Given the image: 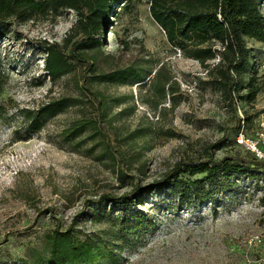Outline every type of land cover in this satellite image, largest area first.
Here are the masks:
<instances>
[{"label": "rangeland", "instance_id": "1", "mask_svg": "<svg viewBox=\"0 0 264 264\" xmlns=\"http://www.w3.org/2000/svg\"><path fill=\"white\" fill-rule=\"evenodd\" d=\"M127 2L116 6L117 11L111 12L109 23L102 27L105 39L102 34L97 36L107 52L118 49L111 25L118 38L131 41L129 53L136 55L144 44L154 60L166 63L178 88L175 98L168 94L154 106L156 99L144 82L150 81L159 66H152L145 81L107 88L108 93L131 97L112 107L119 119L113 125L124 123L129 131L147 127L144 136L130 144L132 141L124 140L125 131L116 138L113 126L107 120L100 122L106 133L104 143L117 156L114 165L110 156H99L103 149L100 136L92 138L88 130L74 139L63 135L75 119L96 117L97 109L88 97L84 106L70 107L49 118L30 135L22 117L10 108L8 119L0 121V264H22L29 249H41L45 234L55 229H70L81 239L116 230L130 244L122 250L119 264H264V167L236 176L222 174L212 185L206 182L205 189L212 194L201 202L189 198L186 191L180 196L170 186L159 188L166 177L174 175L178 164L185 168L184 163L204 162L211 155L215 161L228 157L234 163L237 157L249 156L236 138L240 130L251 136L261 127L264 70L259 72L263 78L258 81L256 98H247L248 74L243 87L234 93L233 105L209 81L198 60L169 43L150 13L149 0ZM261 7L264 13V0ZM76 21L72 9L54 20L15 16L4 20L9 29L0 33V61L7 78L3 101L11 99L15 107L36 108L47 95L76 94L70 76L53 82L46 75V51L41 45L43 41L63 43ZM81 38V33L75 34L73 41ZM247 45L264 61L263 44L250 40ZM245 117H250L248 124H244ZM239 120L244 126L240 129ZM16 130L23 139L15 135ZM125 150L123 157L119 152ZM134 153L140 154L142 173L136 164L127 166ZM120 168L125 172L122 181L117 173ZM178 176L194 180L205 174L182 172ZM145 187L151 188L134 207L152 225L136 232L129 226L123 229L118 221L129 223L131 210L123 212L104 195L120 197ZM109 217L113 218L110 222ZM119 243H112L117 250Z\"/></svg>", "mask_w": 264, "mask_h": 264}, {"label": "trees", "instance_id": "2", "mask_svg": "<svg viewBox=\"0 0 264 264\" xmlns=\"http://www.w3.org/2000/svg\"><path fill=\"white\" fill-rule=\"evenodd\" d=\"M261 1L149 0V10L155 22L167 34L169 43L181 50L186 57L198 60L205 69L209 81L220 89L233 105H236L234 93L243 87L244 77L250 75L246 86L249 101L256 98L260 89L258 81L263 78L259 75L260 69L257 67L261 61L252 54L247 45L250 40L264 45V13L261 9ZM126 3L127 0H0V33L8 32L9 28L5 26L4 20L13 16L22 20L38 18L54 20L66 9L74 10L77 16L75 25L66 35L63 43L48 41L41 43L46 51L44 57L46 75L53 82L64 76H70L76 94L47 95V100L36 108L15 107L11 99L5 102L1 98L7 78L0 61V121H6L9 116L8 110L14 108L16 114L22 117V122L30 135L31 131L42 129L49 118L65 112L70 107L84 106V101L88 97L90 104L97 109L96 117L75 119L73 124L65 129L63 135L74 139L83 136L88 130L92 138L100 136L99 146L103 149L99 156L100 158L110 156L114 165L117 156L109 150L107 144L105 145L106 133L100 122L107 120L113 126V135L116 138L125 131L124 140L132 141L130 144L137 137L144 136L147 127L140 126L135 131H129L124 123L113 125V121L119 119L111 111L112 107L120 106L131 97L127 94L108 93L107 88L133 86L145 81L152 72L151 68L159 66L154 76L149 78L150 81L144 82L149 85V91L156 99L154 106L157 107L168 94L174 99V94L178 91L172 75L166 68V63L160 59L154 60L146 51L144 44L140 45L141 49H137L136 55L129 53L131 41L118 38V32L113 25L110 31L112 39L116 37L118 49L110 52L104 50L97 35L102 34L103 40L105 39V32L100 33L102 27L109 23L111 12L117 11L116 6L121 4L126 6ZM78 33L82 34V38L75 42L73 37ZM0 60H2L1 53ZM127 108L133 109V105ZM249 121L250 117L244 118V124H248ZM238 127L239 129L242 127L240 120ZM19 132L16 130L15 135L23 139ZM246 151L249 156L237 157L238 162L234 163H231L230 160L233 159L228 157L215 161L211 155V158L204 162L184 163L185 168L178 164L175 166L174 175L166 177L159 188L170 186L180 193V196L186 191L189 193V198L201 202L212 194L210 190L205 189L206 182L212 185L213 180L222 174L236 176L245 174L249 169L256 171L264 167L263 158L256 157L250 150L246 149ZM119 154L125 157L127 151H120ZM128 161L127 166L136 164L138 172H143L140 154L130 155ZM182 172L190 176L203 173L205 176L184 180L178 176ZM117 173L122 181L125 172L120 168ZM145 188L140 189L138 193L124 194L120 197L104 195V198H111L109 202L119 206L123 212L131 210L132 219L129 223L127 220L118 221L123 229L129 226L136 232L139 227L152 225L151 219L134 207V202L141 200L143 192H148L151 187ZM116 218L119 219L120 215ZM112 219L109 217L107 221L110 222ZM120 236L117 235L116 230H111L105 234H91L90 237L81 239L70 229H55L45 234L41 249L30 248L21 262L22 264H119L122 250L130 247L126 238ZM111 242H121L118 250Z\"/></svg>", "mask_w": 264, "mask_h": 264}, {"label": "built area", "instance_id": "3", "mask_svg": "<svg viewBox=\"0 0 264 264\" xmlns=\"http://www.w3.org/2000/svg\"><path fill=\"white\" fill-rule=\"evenodd\" d=\"M257 67L260 69L259 71L264 70V61L260 62ZM236 140L239 144L244 145L247 150L254 153L256 157L264 159V117L259 131L251 136L247 135L246 132L244 134L243 131H240Z\"/></svg>", "mask_w": 264, "mask_h": 264}, {"label": "water", "instance_id": "4", "mask_svg": "<svg viewBox=\"0 0 264 264\" xmlns=\"http://www.w3.org/2000/svg\"><path fill=\"white\" fill-rule=\"evenodd\" d=\"M108 30V29H107Z\"/></svg>", "mask_w": 264, "mask_h": 264}]
</instances>
